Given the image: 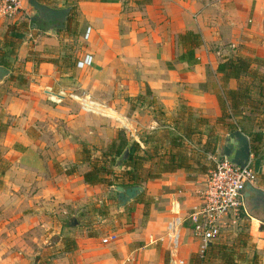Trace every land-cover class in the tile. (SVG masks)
<instances>
[{
    "label": "crops",
    "instance_id": "1",
    "mask_svg": "<svg viewBox=\"0 0 264 264\" xmlns=\"http://www.w3.org/2000/svg\"><path fill=\"white\" fill-rule=\"evenodd\" d=\"M38 1L54 9L71 7L68 31L49 33L50 25L40 28L33 22L37 14L28 0L16 18L0 21L2 40L13 25L25 21L24 14L31 17L33 27L29 25L17 50V61L23 63L13 65L11 77L0 82V122L7 125L0 131V153L9 162L0 185V264L31 263L38 256L31 240L38 242L36 249L43 248L67 230L76 247L61 252L62 242L51 245L48 252L59 253L52 264H191L192 255L203 251V243L194 237L189 215L202 204L207 174L180 169L147 181L139 198L125 208L118 206L114 223L103 236L89 234L81 219L97 215L108 221L110 215L102 218L93 206L101 202L104 185L85 183L88 164L78 165L75 172L70 168L77 163L83 142L98 146L124 128L105 114L115 111L122 116L128 108L122 106L125 96H140L133 100L135 124L131 123V133L126 131L132 140L139 141L144 128L159 127V108L172 116L185 104L215 122L222 115L225 90L239 86L235 79L223 82L219 64L237 55L264 60V0ZM191 31L201 35L202 43L194 58L181 59L187 47L180 36ZM72 48L75 64L65 68L63 53ZM86 55L93 57L92 64L79 68L77 62ZM19 67L27 80L21 86L13 77ZM9 84L11 90L6 88ZM52 93L61 95V101ZM75 96L97 103L99 113L80 110ZM248 114L234 116L233 122ZM242 124L248 126L246 121ZM231 132L218 127L217 158L224 156ZM255 160L252 153L254 167ZM258 160L253 184L264 190V154ZM177 216L182 224L177 226L175 244L170 224ZM263 225L251 217L253 251L261 254ZM112 235L115 239L103 242Z\"/></svg>",
    "mask_w": 264,
    "mask_h": 264
},
{
    "label": "trees",
    "instance_id": "2",
    "mask_svg": "<svg viewBox=\"0 0 264 264\" xmlns=\"http://www.w3.org/2000/svg\"><path fill=\"white\" fill-rule=\"evenodd\" d=\"M74 8L76 7H72V10ZM29 25L27 21L16 23L9 30L8 35L3 40L0 39V66L13 68L14 60L17 59V50L28 35ZM37 25L40 28L45 27L42 24L37 23ZM65 30L68 31V27ZM180 40L187 47L181 59L191 60L194 58L195 48L202 43L201 35L191 31L181 35ZM65 51L62 66L72 68L75 64L74 54L70 55V49ZM259 68H264L263 59L241 55L226 58L219 64L218 70L222 74L223 82L226 84L230 79H235L239 82V86L234 90H225V98L229 104L227 105L226 100L221 98L222 115L215 122L195 113L189 106L183 104L172 116H168L159 108L162 117L159 119V127L142 131L139 141L129 140L123 133L119 134L107 149L83 142L80 157L70 168V172L77 171L80 164H88L90 168L84 173L85 183L102 184L114 194L111 195L110 200L105 199L100 202L101 205H97V214L106 218L111 208H118L117 193L111 190L113 185H144L149 180L161 178L165 173L180 169L207 174L209 165L206 164V160L212 161L211 157L218 155L221 142L219 126L232 131L241 128L251 135L250 125L243 126L242 121L249 124L252 115L260 117L264 114V72ZM22 82L27 83L25 77ZM139 98L140 96L130 99L133 101ZM245 113H249L248 116L250 115L251 118L243 117L241 121L233 122L234 116H243ZM6 128L7 125L0 122V131ZM252 135V153L256 158L255 167L258 168L261 164L258 157L264 143V131H255ZM127 149L128 157L119 166L118 162ZM224 158L221 156L219 160ZM0 163L4 164L0 171L3 176L9 167V162L1 153ZM1 183L2 179L0 185ZM147 214L148 204L145 216ZM239 218L244 219L246 223L232 242L225 240L211 242L206 246L203 254L192 255L191 264H264V254L257 250H254L252 255L249 254V250L255 248L252 242L251 218L244 209L239 212ZM245 228L249 229L248 233H244ZM260 231L264 232V225L261 226ZM71 242L70 246L65 245L59 250L61 252L74 250L75 241Z\"/></svg>",
    "mask_w": 264,
    "mask_h": 264
},
{
    "label": "built area",
    "instance_id": "3",
    "mask_svg": "<svg viewBox=\"0 0 264 264\" xmlns=\"http://www.w3.org/2000/svg\"><path fill=\"white\" fill-rule=\"evenodd\" d=\"M27 0H0V21L16 18L21 10L22 3ZM91 28L88 27L85 37L88 38ZM93 57L86 55L83 60L77 62V66L82 68L91 65ZM63 94V93H61ZM54 99L61 101L62 98L54 95ZM80 101L83 109L91 111L87 107V102L97 104L89 99H83L75 96ZM98 105V104H97ZM215 160L216 157H211ZM257 180L256 168L250 162L248 165L241 167L232 163L226 157L216 162L215 168L210 172L205 189L202 193V204L198 210H194L189 218L192 221V232L194 237L203 243V250L206 249L208 242L216 241L221 236V230L225 220L233 215V222L236 221L239 212L245 208L244 192L248 183H254ZM182 224V218L177 216L170 224L173 241L178 243L176 234L177 226ZM110 239H115L112 235L104 238L106 243ZM176 264H184L183 261H177Z\"/></svg>",
    "mask_w": 264,
    "mask_h": 264
},
{
    "label": "rangeland",
    "instance_id": "4",
    "mask_svg": "<svg viewBox=\"0 0 264 264\" xmlns=\"http://www.w3.org/2000/svg\"><path fill=\"white\" fill-rule=\"evenodd\" d=\"M73 3H76V0H73L72 1ZM76 9V8H74ZM77 15V11L74 12V15ZM23 17H25V21H27L28 23H30V26L31 28L32 27V24H31V20H30V16L29 15H23ZM74 19V17H73ZM74 22L75 20L71 21V29L74 30ZM30 28V29H31ZM45 28V27H44ZM35 31L37 30H34V33ZM68 45L69 42H67ZM74 51L75 49H70L69 53L70 55L74 54ZM66 52L63 53V55H65ZM23 62H19L16 60H14V65L15 64H22ZM20 67L17 68V74L15 76H13L14 78H17V84L19 86H21L23 84L22 80H23V75L20 73ZM259 69H262V71H264V68H259ZM15 83V85H17ZM10 85L12 84H9L6 88L7 90H11L10 88ZM125 99L126 102L123 103L122 106H125V105H128V108H127V111L125 113H122V116L118 115L115 111H113L112 109H110L111 111L114 112L113 115H107V118H109L110 120L112 121H116L119 125H121V127H124V128H121V130H116L115 131V137L108 142H105L104 140H101L97 145V147L101 148V149H107L110 144L117 139V137L119 136V134H125L127 136V132L128 133H131L133 127H132V124H135L134 121H132V116H133V108L132 106L134 105V102L130 99V97H122L121 99ZM150 99V98H149ZM148 101V100H147ZM150 101V100H149ZM79 105L78 107L80 108V110H83V106L80 102H77ZM135 103H137L139 105V101H136ZM137 105L134 106V108H136ZM263 109V108H261ZM144 110H149V107L147 105H144ZM90 113H99L97 112V110H91V111H88ZM101 113V112H100ZM252 117L254 118H251V116L249 115L248 118H251V120H249V124L248 126L250 127V132H251V135H249L250 137V140L252 142V139H253V132L255 131H259V130H264V114H262L260 117H255L254 115H252ZM130 120H129V119ZM138 119V116H135V120ZM132 123V124H131ZM262 126H261V125ZM144 131H147L149 129L147 128H144L143 129ZM127 131V132H126ZM128 138V136H127ZM129 140H132L131 137L128 138ZM260 154H264V151L260 152ZM213 161V162H212ZM212 161L211 160H206V164L209 165V171L207 172V176H206V179H208L209 175H210V172L215 168V165H216V162L219 161V158H215V160H213L212 158ZM4 167V164H1L0 163V171L2 170V168ZM119 171V170H118ZM262 173H261V177H262ZM2 179V175H1V172H0V180ZM105 188V192L103 193L102 195V199H100L101 203L102 201H104L105 199H109L111 198V195H114L112 194L111 192H109V188L107 186H104ZM110 200V199H109ZM101 203L99 201H95L93 203V206H94V209L96 210L97 208V205H101ZM103 205V204H102ZM118 210V208H111L110 209V212H109V218H108V221L107 222H103L100 218L97 217V215H93V216H86L83 215V222H84V226L85 228H87V231L89 234H94L96 232H100L103 236H106V233H107V229L109 228L108 225H111L113 224V218L115 216V213L116 211ZM79 221H80V217L77 218ZM245 220L244 219H241L239 218V214L237 216V219L235 222H233V215H230L226 220H225V223H224V226L222 227V230H221V236L220 238L218 239V241H228V242H232V240L240 233V231H242L243 229V226L245 225ZM251 223V221H250ZM70 230H67L66 232L64 233H61V234H57L56 236H53V238L51 239V244L47 245V244H44V247H39L38 249H36V247H38V242H34V240H31V242L36 246V247H32V251L34 255H36L35 253H38L35 257V259L31 262V263H25V264H52L53 263V258L57 256V254L59 253H55L53 254L52 252H48V249L51 247V245L54 247L55 245H57L59 242H62V245H71L72 242L71 241H74L73 240V236L69 233ZM249 232V229L245 228L244 229V233H248ZM37 238V237H36ZM38 238H39V235H38ZM256 238V237H255ZM254 240V237L252 236V242ZM254 244V242H253ZM255 245V244H254ZM203 248V247H202ZM46 249V250H44ZM205 251V248L204 250L200 253V254H203ZM55 252H58V251H55ZM44 254V255H43ZM249 254L252 255L253 254V249H250L249 250Z\"/></svg>",
    "mask_w": 264,
    "mask_h": 264
},
{
    "label": "water",
    "instance_id": "5",
    "mask_svg": "<svg viewBox=\"0 0 264 264\" xmlns=\"http://www.w3.org/2000/svg\"><path fill=\"white\" fill-rule=\"evenodd\" d=\"M29 4L36 13L34 17L35 23L41 24V21L52 23L48 29L49 33H58L60 30L65 29L66 23L71 12V7L63 9H54L45 4L40 3L38 0H28ZM12 74L11 69L0 66V82L10 78ZM56 96H61L57 93H52ZM224 157L229 159L232 163L244 167L251 162V141L242 130L236 129L229 133L226 137L224 145ZM129 150L127 149L119 160L118 165L121 166L123 160L128 157ZM111 190L117 193L118 206L125 208L132 201L139 198L145 191L144 185H113ZM245 208L248 216L251 218L260 219L264 223V190L256 187L252 183H248L244 192ZM208 245L211 242L207 243Z\"/></svg>",
    "mask_w": 264,
    "mask_h": 264
},
{
    "label": "bare ground",
    "instance_id": "6",
    "mask_svg": "<svg viewBox=\"0 0 264 264\" xmlns=\"http://www.w3.org/2000/svg\"><path fill=\"white\" fill-rule=\"evenodd\" d=\"M97 105V104H96ZM99 106V105H98ZM87 107L90 109V110H94L95 109V104H90L87 102ZM96 110V109H95Z\"/></svg>",
    "mask_w": 264,
    "mask_h": 264
},
{
    "label": "flooded vegetation",
    "instance_id": "7",
    "mask_svg": "<svg viewBox=\"0 0 264 264\" xmlns=\"http://www.w3.org/2000/svg\"><path fill=\"white\" fill-rule=\"evenodd\" d=\"M41 24H42L43 26H45V27L48 26V25H50V26L52 25V23H47V22H45V21H41Z\"/></svg>",
    "mask_w": 264,
    "mask_h": 264
}]
</instances>
